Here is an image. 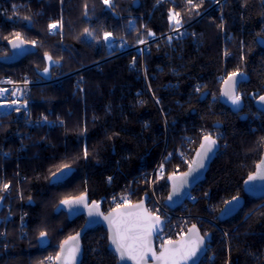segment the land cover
Wrapping results in <instances>:
<instances>
[{
    "label": "trees",
    "instance_id": "obj_1",
    "mask_svg": "<svg viewBox=\"0 0 264 264\" xmlns=\"http://www.w3.org/2000/svg\"><path fill=\"white\" fill-rule=\"evenodd\" d=\"M113 2L109 8L102 0H0V77L45 78L48 62L62 75L68 74L59 83L31 90V113L50 111L64 126L47 133L37 130L23 143L19 168L12 174L20 183L15 186L21 188L27 238L18 239L17 224L11 222L10 248L0 255V264H42L41 259L56 254L57 246L84 222L83 216L69 219L60 208L62 200L83 195L88 203L98 201L118 191L123 180L151 172L159 160L163 175L154 178L153 190L163 201L167 179L180 164L170 151L182 134H188L194 140L192 155L198 132L206 128L221 133L225 146L192 191L198 200L191 204V213L202 218L196 226L206 241L205 258L212 257L200 264H264V198L245 196L242 190L264 148V114L253 106L264 95V47L257 42L264 40V0H225L221 20L214 10L196 20L210 0ZM170 11L180 13L184 22L195 20L192 26L200 30L202 44L195 49L189 40L181 41L178 58L177 53L164 57V44L152 43L144 56L145 83L138 73L139 56L133 52L114 55L118 40L134 45L148 31L166 33L171 28ZM129 20L133 22L130 29ZM52 23H60L55 34L49 32ZM86 28L91 35L84 32ZM105 32L114 38L111 50L104 45ZM16 33L33 51L14 64H3L6 44ZM132 57L137 66L128 69ZM223 68L229 75L239 71L243 76L237 88L243 107L237 113L218 100L216 77ZM172 80L178 81L177 88L164 89ZM194 82H204V98L190 94ZM9 122H15L13 114L0 115V146L13 128ZM12 141L8 139L3 147L18 143ZM14 155L3 163L7 173L13 170ZM1 166L0 158V174ZM62 169L69 170L68 176L54 182L53 174ZM147 193L146 183L134 199ZM234 197H243V206L235 216L218 221V212ZM41 232L46 233L45 245L39 244ZM81 243L79 264L117 263L106 248L102 227L87 230Z\"/></svg>",
    "mask_w": 264,
    "mask_h": 264
},
{
    "label": "built area",
    "instance_id": "obj_2",
    "mask_svg": "<svg viewBox=\"0 0 264 264\" xmlns=\"http://www.w3.org/2000/svg\"><path fill=\"white\" fill-rule=\"evenodd\" d=\"M193 1H196V0H192V2ZM217 2L219 1L210 0L209 4H211V6L208 7L207 10H215L220 13L221 10L218 7ZM105 6L109 7L108 5H105ZM113 6H114V2L113 0H111V6L109 8H113ZM179 19H180V24L177 25L175 23L174 25H172V30L162 35H155L152 32L154 35L149 36L147 33V36L138 40L137 43H135L134 45H128L124 39L118 40L117 48L119 52L117 53V55L129 53V52H133V53L135 52L136 56H140L139 54L145 55L149 52L150 45L154 42H160V43L164 42L165 43L168 49L165 52L166 57L170 56L172 53H177L178 45L183 40H189L191 45L195 49H198L202 44V41L199 37L200 34L198 32L196 33L194 30L192 31L189 30V28L191 27V25H193L195 20L190 21L189 23L186 22L187 23L186 24L183 21L181 15L179 16ZM127 25L129 29L132 28L133 26L132 20H129ZM56 30L57 29H55L54 31ZM54 31H51V33L53 34ZM141 40L145 42L140 43ZM103 41L105 43L106 48L109 50L115 44L114 38L112 36L110 37L108 41H105L103 38ZM177 57L178 58L180 57L179 53H177ZM136 66H137V60H136V57H133L128 64V69H135ZM156 70H159V67H156ZM139 72L141 74V77L144 79V82L146 83V67L143 63H142V66L139 68ZM171 72L175 74L176 70H171ZM64 77L65 76L62 77L60 75V70L58 68H54V71L51 77H49V79L52 78L51 80L46 79V78H38L34 80H29L28 78L24 76H20L19 78L18 77H14V78L12 77L2 78L1 77L0 78V100L2 102L8 101L9 99L7 100L6 96L10 94L12 99H14V101L19 102V103H14V104H0V111L5 114L9 113L15 108H19L20 110V112L17 113V117L20 116V118L18 119L17 122H15L16 124L14 125V127L12 128L8 136L11 139H13L14 143L15 142L19 143L18 146L15 147V149H13L12 146H10L11 149L9 150V152L11 154L16 153L17 156L21 157L20 155L24 148L23 143L29 141L34 135V133L39 129V127L45 128V131H48L54 127L60 128L63 126L64 122L61 119H59L58 115H54L50 111L47 113L39 114V115H33L30 111V106L32 103L31 88L33 86H41V85L48 84V83H58ZM218 80L221 81L220 76L218 77ZM9 81H11V83H9ZM79 81H81V79H79ZM166 86L167 85H165L164 88H166ZM168 86L169 87L173 86V88H177L178 83L176 80H174L172 83L169 82ZM199 90H200V87L194 84L193 92L197 94ZM253 117L257 118L258 113H255ZM212 132H213V135H212L213 139L221 141L223 137L222 134L216 131L215 129L214 131L211 130V133ZM222 143H223L222 147H224L225 143L224 142ZM3 149H4L3 145L0 146V152H2ZM9 152H6V153H9ZM221 152H222V149L219 153ZM10 153H9V156H11ZM178 156L181 157V154L179 153ZM178 173L179 171L176 172V174ZM142 179L143 180L145 179V175H142V176L140 175L138 177H134L128 180V187L131 186L130 190L125 188L127 189L125 193L114 192L112 195H110L109 198L100 199L98 204L102 206L104 210L109 211V210L116 208L117 204H120L121 206L127 205L121 200V198L125 196H127L128 202L131 204L132 201L130 200V197H131L130 195H132L138 189V184L140 180ZM150 192H151V195L149 194L150 197L148 196L146 209H148L150 212L154 213L155 215H159L165 224L163 232L160 233L155 238V247L158 250L159 248H161L160 246L164 243V241L169 240V239L173 240L175 238H179L185 233L186 227L188 223L191 222L190 219L192 218L189 214H187V211L190 212L189 206L191 204H194L198 199L197 197H195L194 194H189L185 201V204L180 208L178 213L173 214L172 210L166 208L161 202L158 201L153 190H151ZM114 197H115V200L113 199ZM171 219L174 220L176 223L173 224ZM199 219H202V218L200 216H195L194 220L192 221L193 224H196L197 220ZM11 220H14V218H12L11 216L7 217V219H4V220L3 218H0V225H2L3 223L6 224L7 221H11ZM20 221H21L19 222L20 225L18 224V227L20 226L19 229L21 230L19 234L20 236H24L25 233H24L23 228H25L26 224L23 220L22 215L20 217ZM210 221L212 222L213 220H210ZM169 223H170V226H168ZM7 240H8L7 233H5V230L0 231V243H2V245H0V255L6 254L8 251V249H5L6 247H8V243H5V242H8ZM49 258L50 257H47L46 259H44V262L46 264L53 263V260ZM211 259H212L211 255L206 258L204 256L201 262H210Z\"/></svg>",
    "mask_w": 264,
    "mask_h": 264
},
{
    "label": "snow or ice",
    "instance_id": "obj_3",
    "mask_svg": "<svg viewBox=\"0 0 264 264\" xmlns=\"http://www.w3.org/2000/svg\"><path fill=\"white\" fill-rule=\"evenodd\" d=\"M103 2L105 5L111 6V0H103ZM158 2H160V0H158ZM188 3L192 4V0H188ZM193 6L198 7L199 5ZM179 16L180 13L178 12H169V20L175 21L177 25L180 24ZM57 28V23L49 24L50 31ZM84 32L91 35V32H89L87 28L84 29ZM148 35L151 36L154 34L149 31ZM111 36L112 33L105 32L103 38L105 41H108ZM15 37L16 39L10 41V43H12L13 48H19L24 41L20 39L19 33H16ZM144 42L143 40L140 41V43ZM32 43L35 44V41ZM47 58L49 60L52 59L51 56H47ZM44 72L47 73L48 69L45 68ZM239 76H241L239 71L232 72L224 81L225 89L222 93V95L227 97L232 105L236 107H239L242 101L240 94L236 91V85L238 83L237 77ZM9 83H11V81H9ZM259 100L264 103V96H260ZM215 146L216 140L209 135H205L200 145V150L196 154L197 158L193 161L196 168H203L205 166L204 162L210 158L209 153L213 152ZM63 167L68 168L69 166L64 165ZM193 171H195V169L190 166L189 172L183 174L181 182L187 183V177L191 175ZM158 172L161 176L163 175V164L160 165ZM53 175H55V173ZM63 176L64 173L61 172V177L59 178ZM258 177L264 180V162L257 166L256 175H250L248 180L253 181ZM168 179L175 180L176 177L173 175L169 176ZM3 187L7 189L8 185L5 184ZM173 190L174 192L176 191L175 185ZM168 198L171 200L172 196L170 195ZM113 199L115 200V197ZM234 199L238 198L234 197ZM121 200L128 206L122 208L120 204H117V207L114 208L112 212L104 216V219L108 222L111 243L120 261L127 259L134 261L135 264H148V258L150 256L156 264H197L199 255L203 251L205 238L199 235L195 225L188 229L187 238L182 236L177 241H172L170 239L164 241L161 245L159 254H157L153 249L152 239L157 233L163 232L164 222L161 220V217L146 209L143 201L138 204H130L127 196L122 197ZM61 203L69 208L70 213L77 212V206L82 205L84 208L88 209L89 216L102 215V213L99 212V204L96 202H93L91 205L88 204L86 197L83 195L73 199H64ZM79 235L80 234L77 233L75 236L68 237V239L61 244L60 254H58L55 259L62 260L63 264H76L77 256L80 252ZM40 236L41 243H45L46 241L44 238L46 233L41 232ZM49 259L52 258L50 257Z\"/></svg>",
    "mask_w": 264,
    "mask_h": 264
},
{
    "label": "water",
    "instance_id": "obj_4",
    "mask_svg": "<svg viewBox=\"0 0 264 264\" xmlns=\"http://www.w3.org/2000/svg\"><path fill=\"white\" fill-rule=\"evenodd\" d=\"M136 4H137V2H134L133 3V8L136 7ZM15 39L16 38H14V39H12L10 41H13ZM10 41L7 42V44H6V47L8 49V53L9 54L7 56H5V57L2 58V63L3 64H6V65L14 64V63L18 62L19 60L23 59L25 56L29 55L33 51V47L31 45L25 43V42L19 48H13L12 43H10ZM257 42H258V44L261 47H264V40L263 39L259 38L257 40ZM227 78H228V76L226 77V79ZM237 80H238V83L236 85V91H237L238 85L243 80V76L241 75V76L237 77ZM224 81L220 84V87H219L218 100H219V102H221V103H223L225 105H229L230 106L231 101L228 100L227 97H225V96L222 95L223 90L225 89ZM262 96H264V95H262ZM201 97L204 98L205 97V94H202ZM259 97H257L253 101V106H254V109L257 112L264 114V103L260 102ZM242 107H243V103L241 101V104H240L239 107H236V106L233 105V106H231V110H232V112L237 113V112H239L242 109ZM203 139H204V137L200 139L197 147L195 148V150H194V152L192 154L191 161H190L189 165L187 166V168L185 169V171H183L180 174L174 175L176 177L175 180L167 179L168 192H167L166 197L163 200V205L165 207H167L168 209H170V210H175L176 208L180 207L184 203V201L187 199L189 193H191V191L195 188V186L204 179L205 174H206V172H207V170H208L211 162L213 161V159L215 158V156L218 154V152L220 150L219 149L220 148L219 143L216 140V146L214 147L213 152L212 153H209V157L210 158L207 159V160H205V162H204L205 166L203 168H196V165L193 164V161L197 158L196 157V154L200 150V145L203 142ZM262 162H264V148L262 149L260 159H259L258 163L255 165L253 172L251 174H249L245 178V180L243 181V183H242V190H243V194L245 196L253 197V198H259V199H263L264 198V180L260 179L259 177L256 180H253V181H249L248 180V177L250 175H256V173H257V166L258 165H261ZM190 166L193 169H195V171H193L192 174L187 177V181H188L187 183H182L181 182V178L183 177V174L184 173L189 172ZM61 172L64 173V176L62 178H59V177H61ZM68 174H69V170L68 169H62V170H60L59 172H57L52 177V180L54 182H61V181H63V180L66 179V177L68 176ZM174 185L176 187V191L175 192L173 190ZM170 195L172 196V199L171 200H169V198H168ZM236 198H238V199H234L233 198V199L227 201L223 205V207L221 208V210L217 214L218 221L221 222V221H224V220H226V219H228L230 217L235 216L236 213L241 209V207L243 206V203H244V199H243V197H236ZM145 199H146V197L143 196L139 201L134 202L132 204H138L141 201H143L144 207H145ZM86 200H87V198H86ZM93 202L88 203V201H87V203L90 204V205ZM127 206L128 205H123L121 207L122 208H125ZM77 207H78V211L77 212L70 213V210H69V208L67 206H65L63 204L60 205L61 210L67 215V217L69 219H73V218H76L78 216H83L84 217V222H83L82 226L80 227V229L77 230L73 235H71V236H75L77 233L80 234L79 235L80 252H79V254L77 256L76 264H79L80 263V261L82 259V255H83V248H82V243H81V239H82L83 235L85 234V232L87 230L92 229V228L97 227V226L102 227L104 229V231L106 232V243H107L106 248L108 250L112 251L113 254L115 255L116 260H117V263L116 264H135V262L132 261V260L125 259L124 261H120L119 260V257H118V254L115 252L114 246L111 243L108 222L104 219V216H107L110 212H112L113 209L112 210H109V211H107L105 213H103L102 212V209H101V206L99 205V212L102 213V215L89 216L88 209L87 208H84L82 205L81 206H77ZM1 210H2V202L0 201V212H1ZM192 226L193 225H190L186 229L185 233L182 236H184L185 238H187V236H188V229H190ZM196 228H197V230L199 232V235L202 236L200 234V231H199V229H198L197 226H196ZM163 229H164V223H163ZM159 234L160 233H157L156 235H154L153 236V239H152V246H153L154 251H156L157 254H159L161 248L158 249V250H156V247H155V237L157 235H159ZM182 236H180L176 240H172V241H177ZM67 239H68V237L66 239H64L58 245L56 256L58 254H60V246H61V244H63V242L65 240H67ZM205 254H206V241H205V244L203 246V251L199 255V260H198L197 264H200L201 260L205 256ZM52 264H63V261L62 260L54 259V261H53ZM148 264H156V262L153 261L152 258L149 256V258H148Z\"/></svg>",
    "mask_w": 264,
    "mask_h": 264
},
{
    "label": "rangeland",
    "instance_id": "obj_5",
    "mask_svg": "<svg viewBox=\"0 0 264 264\" xmlns=\"http://www.w3.org/2000/svg\"><path fill=\"white\" fill-rule=\"evenodd\" d=\"M201 1H204V0H196L195 2H201ZM216 1H219V2H217V5H218V7L220 8V10H221V12L219 13V18H220V20L222 19V10H223V7H224V3H225V0H216ZM102 2H103V0H102ZM104 4V3H103ZM211 6V4H209V7ZM208 9V7L206 8V10ZM209 11H212V10H207L205 13H207V12H209ZM215 11V10H214ZM202 13L200 16H198V18H196V20H198L203 14H205V13ZM217 12V11H216ZM220 14H221V16H220ZM170 23H171V28H170V30H172V25H174L175 24V21H170ZM186 23V22H185ZM187 23H189V22H187ZM186 23V24H187ZM58 24V28H57V30L58 29H60V23H57ZM193 28V26L191 25V27L189 28V30L190 31H192V30H194L196 33L198 32L199 33V31L200 30H197V29H192ZM57 30L56 31H54V30H52V31H54L53 32V34H55L56 32H57ZM169 30V31H170ZM49 32H51L50 30H49ZM61 32V31H60ZM168 32V31H167ZM148 33V32H147ZM147 33H146V35L145 36H147ZM165 34V33H164ZM104 36V35H103ZM144 38V37H143ZM140 39H142V38H140ZM139 39V40H140ZM137 43V42H136ZM154 43H157V44H159L160 42H154ZM162 44H164V46H165V48H166V50H165V52L168 50L167 49V46L165 45V43L163 42ZM161 44V45H162ZM104 45H105V43H104ZM151 46V45H150ZM106 47V46H105ZM113 48V47H112ZM112 48H110V50L112 49ZM116 48H117V46H116ZM109 50V49H108ZM119 51H118V48H117V52L114 54V55H117V53H118ZM165 52H164V57H166L165 56ZM9 54V53H8ZM140 56V60H141V62H140V66H139V68L142 66V63L144 64V56L145 55H142V54H139ZM7 56V55H6ZM134 56H135V52H134ZM224 56H228V54L227 53H225V55ZM5 57V56H4ZM133 58V57H132ZM131 58V59H132ZM131 61V60H130ZM129 64V63H128ZM145 65V64H144ZM54 68H57L56 66H52V64L50 63V62H48V64H47V69H48V72L47 73H45L44 71H43V75H45V78L46 79H49V77H51V75H52V73H53V71H54ZM59 69V68H58ZM139 70V69H138ZM73 73H75V72H73ZM138 73H140V72H138ZM54 75V74H53ZM60 75L63 77V76H65V77H67L68 76V74H65V75H62L61 74V72H60ZM20 76H24V77H26L25 75H23V74H19V75H16V76H1L2 78H8V77H12V78H14V77H20ZM220 76V78H221V81H219L218 80V77ZM227 76H229V74H227L226 73V69L225 68H223L222 69V71L217 75V77H216V81L219 83V85L226 79V77ZM0 77V78H1ZM64 77V78H65ZM26 78H28V77H26ZM39 77H35V78H28L29 80H34V79H38ZM53 78V77H52ZM52 78H50L49 80H51ZM225 78V79H224ZM80 79V78H79ZM224 79V80H223ZM174 80H172L171 81V83L173 82ZM177 81V80H176ZM59 83V82H58ZM177 83H178V81H177ZM48 84H52V83H48ZM194 84H196V85H198L199 87H200V90L198 91V93L197 94H195L194 92H193V85ZM200 84V85H199ZM167 86H166V88H164V89H167V87L168 88H173V86H168L169 85V83L168 84H166ZM34 87V86H33ZM32 87V88H33ZM203 87H204V82H194L192 85H191V88H190V94H192V95H194V96H196V95H202V94H205V91H203ZM32 88H31V90H32ZM238 92V91H237ZM238 94H240L239 92H238ZM7 97V100L8 101H1L0 100V104H14L13 102H15V103H19L18 101H14V99H12V97H11V95L9 94L8 96H6ZM214 98H211V102H213L212 100H213ZM230 106H233L232 105V103H230ZM18 109V110H17ZM18 112H20V110H19V108H15V109H13L12 111H10L9 113H7V114H5V113H2L1 111H0V115H5V116H10V115H12L13 114V121H15L16 122V118H17V113ZM254 115V114H253ZM59 117V116H58ZM59 119H61L60 117H59ZM62 120V119H61ZM63 121V120H62ZM15 122H9V123H11L12 125H13V127H14V125L16 124ZM8 123V122H7ZM63 126H64V123H63ZM62 126V127H63ZM62 127H60V128H62ZM41 127H39V129L38 130H43L44 132H48V131H50V130H52V129H56L57 127H54V128H52V129H50V130H48V131H45V128H41ZM12 130V129H11ZM211 130H213L214 131V128H206V129H201L199 132H198V137H199V141H200V139L201 138H203L205 135H209V136H211L212 138H213V132L211 133ZM9 136V135H8ZM7 136V140L6 141H8V139H10V137H8ZM6 141H4L1 145H4V143L6 142ZM199 141H198V143H199ZM218 141V140H217ZM14 141H12V143H13ZM193 143H194V140H193V137L191 136V135H188V134H182L181 136H180V139H179V141H178V143H177V145H176V147L172 150V151H170V153L171 154H173L176 158H177V161L180 163L178 166H176L175 168H174V170H173V173H172V175H177L176 174V172L177 171H179V173L178 174H180V173H182L183 171H185V169L187 168V166L189 165V163H190V161H191V157H192V155H190V152H191V149H192V145H193ZM198 143H197V145H198ZM218 143H219V146H220V150H219V152L221 151V149L223 148L222 147V142H220V141H218ZM14 144V143H13ZM7 145V147H9V145L8 144H6ZM18 145V143L17 144H14V146L12 145V148L14 149L16 146ZM197 145H196V147H197ZM7 147H4V149H3V151L2 152H0V158H1V162H2V166H1V174H0V201L2 202V207H3V209L1 210V212H0V218H3V220L4 219H7V217H9V216H11L12 218H14V220H11V221H7L6 222V224H2V225H0V231H3V230H5V233H9V230H10V228H9V225L11 224V222H16V224H17V226H16V228H15V234H16V236H17V238L18 239H26L27 237H26V233H25V228H23V230H24V233H25V235L24 236H20V229H19V227H18V224H19V222H21L20 221V217H21V215H22V217H23V219H24V212H23V210L22 209H20V205H21V188L18 186V187H16L15 185H20V183H19V181H18V179L17 178H15L14 177V175L12 174V173H14L15 171H17L18 170V168H19V166H18V161H19V159H20V157L19 156H17V154L15 153V155H14V157H15V163H14V166H12V168H13V170H11V172H8L7 173V171H6V169H4V165H3V163H4V161H6L7 159H9L8 157H11V156H9V150L11 149V148H7ZM195 147V148H196ZM195 148L193 149V152H194V150H195ZM165 150V149H164ZM6 152H9V153H6ZM218 152V153H219ZM181 154V157L180 156H178V154ZM3 155V157H2V155ZM193 154V153H192ZM10 155H12L11 153H10ZM162 163L160 162V160L156 163V165L154 166V168H153V170L151 171V172H149L148 174H143V175H145V179L143 180H140V182H139V184H138V189L137 190H139V188H140V186H142L143 184H148V193H147V195H145V197H146V199H145V207H146V204H147V201H148V196L150 197V195H151V190H153V180H154V178L155 177H157V176H159L160 174H159V172H158V169H159V167H160V165H161ZM182 166H183V169H182ZM171 175V176H172ZM142 176V175H141ZM109 178H107V180H108ZM16 181V182H13V181ZM128 180H130V179H127V180H123L120 184H119V190L118 191H114V192H118V193H125V191L128 189V190H130V187L131 186H129L128 187ZM18 182V183H17ZM15 183V184H14ZM5 184H7L8 185V188L7 189H4V185ZM16 188V189H15ZM125 188H127V189H125ZM137 190L132 194V195H130L131 197H130V200L132 201V203H134V202H137V201H139V200H135L134 198V196H135V193L137 192ZM154 191V190H153ZM193 191V190H192ZM192 191H191V193H189V194H194L195 195V197H197V195L195 194V193H192ZM114 192H112V193H110V194H108L107 196H105V197H101L100 199H102V198H109L110 197V195H112ZM155 193V192H154ZM150 194V195H149ZM156 195V194H155ZM198 198V197H197ZM99 199V200H100ZM151 199V198H150ZM157 199H158V197H157ZM99 200L98 201H95V202H97V203H99ZM158 201L159 202H161L162 204H163V201H160L159 199H158ZM186 201V200H185ZM185 201H184V203L180 206V207H178V208H176L175 210H172V212H173V214L175 213H178V211L180 210V208L185 204ZM131 203V204H132ZM192 207V205H190L189 206V210H190V212H188L187 211V214H189L192 218L190 219V221L191 222H189L188 223V225H187V227H186V229L190 226V225H196V224H193V220H194V217L196 216V215H193L192 213H191V208ZM167 208V207H166ZM101 209H102V212L103 213H105V212H107L106 210H104V208H102V206H101ZM172 220V219H171ZM5 222V221H4ZM172 222H173V224L174 223H176L174 220H172ZM212 223H215L214 221H212ZM20 225V224H19ZM164 226H165V224H164ZM168 226H170V223H169V225ZM186 231V230H185ZM177 238H175V239H173V240H176ZM45 240V239H44ZM8 241V240H7ZM46 241V240H45ZM5 243H8V247H6L5 249H8L9 250V248H10V242L8 241V242H5ZM46 243V242H45ZM45 243H41V238H40V240H39V244L40 245H45ZM0 245H2V243H0ZM58 247V246H57ZM161 247V246H160ZM55 256H56V254H53V255H51V254H49V255H46V256H44L42 259H41V262H42V264H46L45 262H44V259H46L47 257H51L52 258V260L54 261V259H55Z\"/></svg>",
    "mask_w": 264,
    "mask_h": 264
},
{
    "label": "bare ground",
    "instance_id": "obj_6",
    "mask_svg": "<svg viewBox=\"0 0 264 264\" xmlns=\"http://www.w3.org/2000/svg\"><path fill=\"white\" fill-rule=\"evenodd\" d=\"M50 33H51V32H50ZM156 197H157V196H156ZM103 205H104V204H103ZM157 236H158V235H157ZM157 236H156V237H157ZM156 237H155V238H156ZM159 249H160V248H159ZM156 250H157V249H156Z\"/></svg>",
    "mask_w": 264,
    "mask_h": 264
}]
</instances>
